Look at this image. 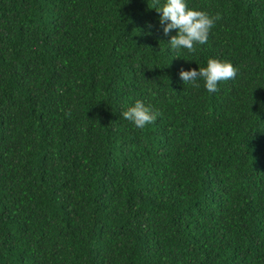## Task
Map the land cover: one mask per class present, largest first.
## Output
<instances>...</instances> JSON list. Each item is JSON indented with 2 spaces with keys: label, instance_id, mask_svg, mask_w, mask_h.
I'll use <instances>...</instances> for the list:
<instances>
[{
  "label": "trees",
  "instance_id": "trees-1",
  "mask_svg": "<svg viewBox=\"0 0 264 264\" xmlns=\"http://www.w3.org/2000/svg\"><path fill=\"white\" fill-rule=\"evenodd\" d=\"M188 5L195 53L156 0H0V264H264V0Z\"/></svg>",
  "mask_w": 264,
  "mask_h": 264
},
{
  "label": "clouds",
  "instance_id": "clouds-1",
  "mask_svg": "<svg viewBox=\"0 0 264 264\" xmlns=\"http://www.w3.org/2000/svg\"><path fill=\"white\" fill-rule=\"evenodd\" d=\"M155 10L160 13L159 23L165 35L175 30V35L167 43L170 51L179 53L186 49L195 53L198 45L207 43L211 29L218 16H211L207 12L189 7L188 0H156ZM237 69L231 61L209 58L205 67L181 68L179 77L186 82L204 81V87L209 93L218 90V83L234 79ZM198 86V85H197ZM122 118L131 122L136 128H144L154 123L159 111L153 106L136 100L134 105L121 113Z\"/></svg>",
  "mask_w": 264,
  "mask_h": 264
}]
</instances>
